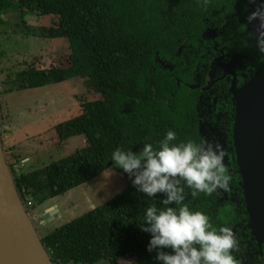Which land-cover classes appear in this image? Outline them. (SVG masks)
<instances>
[{"label": "trees", "instance_id": "1", "mask_svg": "<svg viewBox=\"0 0 264 264\" xmlns=\"http://www.w3.org/2000/svg\"><path fill=\"white\" fill-rule=\"evenodd\" d=\"M262 2L209 0L204 6L201 0H0L1 40L12 35L25 40L29 34L66 38L70 62L66 67H44L19 61L18 71L7 77L6 88L3 85L4 92L78 77L89 91L99 94L80 102L79 114L53 126L59 142L83 136L85 144L72 153L34 167L22 163L26 157L15 153L14 147L5 150L26 208L31 212L109 167L128 178V184L107 201L41 236L54 264H157L155 250H146L150 234L139 225L145 208L154 202L163 207L165 196L157 193L149 198L137 191L132 178L111 161V154L118 147L138 152L145 142L157 145L168 130L176 132L175 142L203 141L195 108L198 92L189 88L193 83L189 74L203 60L202 32L227 16L226 33L243 39L250 27L245 8L254 11ZM28 15L53 18L50 25L36 27L29 24ZM1 40L0 57H4L8 46H1ZM12 71L7 67L5 73L11 76ZM185 192V203L193 211L205 212L216 228L230 227L235 210L219 203L215 192L196 198L190 190ZM244 217L249 229L246 211ZM262 247L264 252V243ZM234 256L240 264H264L247 256L240 259L236 252Z\"/></svg>", "mask_w": 264, "mask_h": 264}, {"label": "clouds", "instance_id": "2", "mask_svg": "<svg viewBox=\"0 0 264 264\" xmlns=\"http://www.w3.org/2000/svg\"><path fill=\"white\" fill-rule=\"evenodd\" d=\"M201 2L207 6L209 0ZM247 19L264 26V2ZM257 48L264 54V33L257 37ZM175 141L176 132L168 130L157 145L145 142L138 152L118 147L111 154V161L132 178L137 191L149 198L165 196L163 207L154 202L143 212L139 226L151 237L146 250H155L157 264H240L234 256L237 239L232 229L214 227L205 212L193 211L185 203V189L193 198L228 190L231 177L222 148L193 139Z\"/></svg>", "mask_w": 264, "mask_h": 264}, {"label": "rangeland", "instance_id": "3", "mask_svg": "<svg viewBox=\"0 0 264 264\" xmlns=\"http://www.w3.org/2000/svg\"><path fill=\"white\" fill-rule=\"evenodd\" d=\"M52 18L51 15L27 16L29 24L38 27L50 25ZM8 33H12V30L9 29ZM36 37L29 34L27 46L25 40L19 36L12 35L0 39L1 46H8L7 54L0 57V132L4 129L0 138L5 156V150L14 147L15 153L26 157L25 162L34 167H41L72 153L85 144L83 136H74L65 142H59L53 126L79 114L80 102L95 99L99 94L89 91L83 80L78 77L30 90L4 92L7 77H13L18 71L19 61L26 59L44 67L69 64V43L66 38L41 39L39 45L37 42L39 39ZM7 67L11 70L13 68L11 76L5 73ZM35 110L39 112L35 114ZM14 122L18 123L15 127H18L19 132L9 131V124ZM35 132L38 133L35 135ZM127 184V176L109 167L97 177L48 200L43 206L38 205L29 212L42 236L45 232L99 206ZM54 204L59 209V216L47 222L45 226L40 225L37 216L43 209ZM95 264H104V261Z\"/></svg>", "mask_w": 264, "mask_h": 264}, {"label": "water", "instance_id": "4", "mask_svg": "<svg viewBox=\"0 0 264 264\" xmlns=\"http://www.w3.org/2000/svg\"><path fill=\"white\" fill-rule=\"evenodd\" d=\"M233 94L232 143L240 175L247 225L261 252L264 243V61ZM18 170V169H16ZM57 205L37 216L56 217ZM0 264H54L29 210L17 191L0 138Z\"/></svg>", "mask_w": 264, "mask_h": 264}, {"label": "flooded vegetation", "instance_id": "5", "mask_svg": "<svg viewBox=\"0 0 264 264\" xmlns=\"http://www.w3.org/2000/svg\"><path fill=\"white\" fill-rule=\"evenodd\" d=\"M252 10L247 11L245 8L247 17ZM228 22L226 16L218 23L211 22L202 32L205 40L201 55L203 60L200 59L195 64V69L190 72L193 83L189 84V88L198 92L195 108L199 118L198 129L203 141L222 148L224 164L231 177L228 190L218 189L215 193L219 203L226 202L235 212H239L237 215L234 212L230 224L237 239V248L234 252L240 259L247 256L255 260H264L263 247L261 246L260 252L256 240L250 238V231L245 226V217L242 218L245 206L242 202L243 192L232 143L234 114L232 90L243 85L254 69L264 61V54L257 48V37L264 33V26L258 20L249 22L246 37L242 39L226 33ZM186 63L189 64V61Z\"/></svg>", "mask_w": 264, "mask_h": 264}, {"label": "crops", "instance_id": "6", "mask_svg": "<svg viewBox=\"0 0 264 264\" xmlns=\"http://www.w3.org/2000/svg\"><path fill=\"white\" fill-rule=\"evenodd\" d=\"M37 27V26H36ZM35 37H36V35H35ZM37 38V37H36ZM37 39H39L37 42H38V44L40 45V42H41V37H38ZM27 40H29L28 38L27 39H25V43H26V46L29 44V41H27ZM35 40V39H34ZM31 42V41H30ZM26 49V48H25ZM27 90H30V89H27ZM22 91H25V90H22ZM38 103H40V102H38ZM38 105V104H37ZM38 106H40V104L38 105ZM36 112H39V111H37V110H35V114H36ZM18 123L17 122H14V123H10L9 124V131L10 132H12V133H15V132H19L18 131V127H15V125H17ZM38 132H35V135L37 134ZM31 134V133H30ZM28 140H29V136H28V138H27ZM16 141V140H15ZM17 142V141H16ZM13 146V145H12ZM18 149H20V147H18V146H16ZM25 161L23 160L22 161V163H24ZM46 225V224H45ZM44 225V226H45Z\"/></svg>", "mask_w": 264, "mask_h": 264}]
</instances>
